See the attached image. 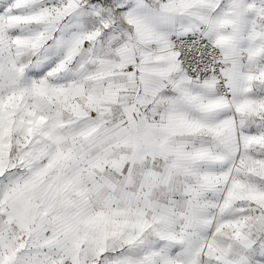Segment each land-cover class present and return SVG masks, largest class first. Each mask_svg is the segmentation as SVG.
<instances>
[{"label":"snow or ice","instance_id":"1","mask_svg":"<svg viewBox=\"0 0 264 264\" xmlns=\"http://www.w3.org/2000/svg\"><path fill=\"white\" fill-rule=\"evenodd\" d=\"M0 264H264V0H0Z\"/></svg>","mask_w":264,"mask_h":264}]
</instances>
